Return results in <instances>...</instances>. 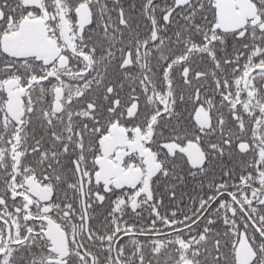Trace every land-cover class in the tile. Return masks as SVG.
I'll return each instance as SVG.
<instances>
[{
  "label": "snow or ice",
  "instance_id": "obj_1",
  "mask_svg": "<svg viewBox=\"0 0 264 264\" xmlns=\"http://www.w3.org/2000/svg\"><path fill=\"white\" fill-rule=\"evenodd\" d=\"M0 264H264V0H0Z\"/></svg>",
  "mask_w": 264,
  "mask_h": 264
}]
</instances>
